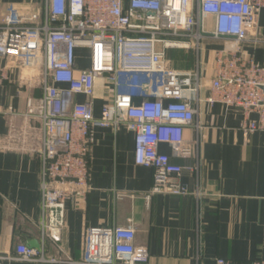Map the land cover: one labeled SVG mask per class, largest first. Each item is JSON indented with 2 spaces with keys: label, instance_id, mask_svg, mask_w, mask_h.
<instances>
[{
  "label": "built area",
  "instance_id": "1",
  "mask_svg": "<svg viewBox=\"0 0 264 264\" xmlns=\"http://www.w3.org/2000/svg\"><path fill=\"white\" fill-rule=\"evenodd\" d=\"M262 9L264 0H40L28 15L15 5L7 8L0 18V87L15 68L28 73L25 87L40 90L37 101L28 102L26 116L41 126L42 240L48 235L58 242L66 204L85 202L93 126L133 133L134 164L152 171L150 194L189 193L179 178L197 171L198 141L186 139L184 130L193 126V102L202 83L196 70L170 68L168 49H198L208 35L222 40L205 100L240 109L244 136L264 132V62L243 47L248 40L264 43L256 28ZM208 17L214 18L212 31ZM79 49L87 51V68L76 64ZM97 99L103 101L98 117ZM160 144L173 155L159 152ZM84 243V258L75 264L148 263V251L135 243L131 227L89 228ZM13 250V259L21 262H62L25 243ZM214 263L231 264L223 258Z\"/></svg>",
  "mask_w": 264,
  "mask_h": 264
},
{
  "label": "crops",
  "instance_id": "2",
  "mask_svg": "<svg viewBox=\"0 0 264 264\" xmlns=\"http://www.w3.org/2000/svg\"><path fill=\"white\" fill-rule=\"evenodd\" d=\"M39 2L0 0V18L10 4L28 15ZM213 22V17L206 19L208 31L213 30ZM256 28L264 40V9ZM222 47V40L208 35L198 49L166 51L170 68L196 70L202 83L199 99L193 102L197 109L193 126L184 130L186 139L198 141L197 171L179 178L189 193L150 194L152 171L134 164L133 133L123 127L113 131L93 126L88 157L91 188L85 202L66 204L58 242L48 235L42 240L41 126L26 116L28 102L35 103L40 90L35 85L25 87L28 73L12 68L9 80L0 87V255L5 257L0 264H75L84 258L85 232L112 226L134 229L135 243L148 251L147 264H215L216 258L231 264L264 260V132L244 136L239 129L240 109L218 102L209 105L205 100L214 76V57ZM243 47L256 61L264 62V43L255 45L248 40ZM76 64L88 67L86 50H77ZM135 89L141 90L139 86ZM97 95L102 96L100 88ZM102 103L95 101L97 117ZM159 152L173 155L166 144L159 145ZM30 241L38 242L39 248L33 249L43 250L46 258L62 262L14 260V246Z\"/></svg>",
  "mask_w": 264,
  "mask_h": 264
},
{
  "label": "water",
  "instance_id": "3",
  "mask_svg": "<svg viewBox=\"0 0 264 264\" xmlns=\"http://www.w3.org/2000/svg\"><path fill=\"white\" fill-rule=\"evenodd\" d=\"M28 246H29L30 248H35V249H38V248H39V244H38L37 241H30V242L28 243Z\"/></svg>",
  "mask_w": 264,
  "mask_h": 264
},
{
  "label": "rangeland",
  "instance_id": "4",
  "mask_svg": "<svg viewBox=\"0 0 264 264\" xmlns=\"http://www.w3.org/2000/svg\"><path fill=\"white\" fill-rule=\"evenodd\" d=\"M12 5L10 4V5H8V8L9 7H11ZM170 61V60H169ZM126 81H129V82H133V81H131L130 79H126ZM136 82V81H135Z\"/></svg>",
  "mask_w": 264,
  "mask_h": 264
}]
</instances>
